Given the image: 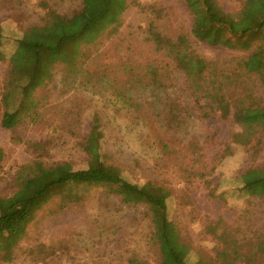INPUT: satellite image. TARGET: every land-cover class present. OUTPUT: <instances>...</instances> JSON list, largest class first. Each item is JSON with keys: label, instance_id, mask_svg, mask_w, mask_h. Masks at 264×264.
I'll return each mask as SVG.
<instances>
[{"label": "rangeland", "instance_id": "rangeland-1", "mask_svg": "<svg viewBox=\"0 0 264 264\" xmlns=\"http://www.w3.org/2000/svg\"><path fill=\"white\" fill-rule=\"evenodd\" d=\"M131 1L113 0L116 10L111 15L121 21L122 32L105 39L101 53L85 67L90 74L101 71V78L103 71L106 72L109 80L96 84L85 81L78 73L70 74L63 65L56 66L51 81L35 92V96L43 100L41 106L23 116L15 131L2 127L0 103L3 156L0 198L15 193L18 171L38 158L48 166L68 163L74 170L85 169L88 157L81 143L90 134L97 116L103 135L101 150L105 164L117 168L132 184L151 182L170 191L168 218L178 227L182 241L191 248L189 264L201 260L224 264L219 257L223 242L217 239L224 229L231 233L230 238L238 240L236 254L230 257L233 264H264V253L256 249L258 242L264 241L258 237L264 232V202L249 195L242 181L248 170L264 167V118L246 117L242 124L235 120L238 108L261 110L254 113L256 115L264 112V88L256 77L244 76L242 84L225 91L229 102L220 111H208V116L204 117L184 89V75L175 73L173 95L192 111L187 123L172 136V131L162 121L164 93L132 89L125 92L127 99H123L116 97L112 89H120L117 81L122 78L124 66H132L137 72H140L138 66L142 69L149 64L167 69L170 66L169 60L152 52L149 44L131 36V27L141 25V16ZM137 1L156 2L165 7L171 28L188 34L198 54L223 70L240 72L242 62L254 50L264 48V28L258 36L249 34L240 40L234 35L241 33L239 28L234 32L222 29L224 32L221 31L219 39L230 38L234 46L212 45L194 37V20L184 0ZM217 1L222 12L237 23L244 0ZM49 2L58 19H66L64 25L86 6L84 0ZM47 13L41 0H24L22 5L0 9L6 56V60L0 62V89L13 55L24 49L30 52L19 46V41L33 43L34 39L44 38L46 43L56 44L64 34L61 24L45 28ZM107 24L104 21L99 31L105 30ZM47 38H50L48 42ZM131 42L134 52L128 49ZM248 43V48H244ZM243 130L253 135L250 143L233 145V136ZM192 140L199 142L195 160L191 155ZM172 142L184 156L181 160L166 156L163 143L170 146ZM31 144L42 147L32 149ZM197 174L205 177L201 179ZM73 193L78 199L73 202L65 200L66 193L53 195L37 211L25 237L14 249L12 260L5 262L0 256V264L161 263L159 249L152 241L153 228L147 205L125 203L111 188L103 186H79ZM209 227L218 228L210 233Z\"/></svg>", "mask_w": 264, "mask_h": 264}, {"label": "trees", "instance_id": "trees-1", "mask_svg": "<svg viewBox=\"0 0 264 264\" xmlns=\"http://www.w3.org/2000/svg\"><path fill=\"white\" fill-rule=\"evenodd\" d=\"M49 1L41 0L48 9L45 28L61 24L64 34L59 37L56 44L46 43L44 38L37 41L34 39L33 43L18 42L19 46L29 49L30 52L24 49L23 52L19 50L13 55L12 65L0 89L3 110L1 125L9 131H15L21 124L23 116L34 113L41 106L43 100L35 96V92L51 81L52 70L56 66L63 65L70 74L78 73L80 77L86 79L85 81H95L96 84L102 83L103 79L109 80L106 72L103 71L101 78V71L90 74L85 67L101 53L105 39L116 37V34L122 32L121 21L115 20L112 16L116 10L113 0H84L85 9L76 14L67 25H64L66 19H58L57 12L49 7ZM184 1L194 20V37L209 44L233 47L230 38L219 39L221 31L230 29L234 32L239 28L241 33L234 35L240 40L249 34L252 37L258 36L264 28V0H244V7L237 23L222 12L217 0ZM23 3L24 0H0V9L12 8ZM131 5L137 8L141 16V25L131 27V36L143 44H149L152 52L169 60L170 66L168 69L151 64L143 69L138 66L140 72L132 66H124L122 78L117 81L121 85L120 89L111 87L114 89V95L122 96L123 99H127L125 92L132 89L164 93L165 109L162 121L165 127L172 131V136L187 123L192 111L173 95L175 73L184 75V89L204 117L208 116V111H220L221 107L229 102L225 91L242 84L244 76L256 77L264 88V48L254 50L240 65V72L239 70L229 72L199 55L193 48V41L188 34L172 29L169 14L161 4L156 2L142 4L132 0ZM52 18L56 20L49 23V19ZM104 21L108 22V28L99 31ZM3 39V31L0 28V62L6 60ZM133 45V42L128 44V49L132 52ZM248 45L249 43L244 48L247 49ZM204 101L208 103L204 105ZM258 112L261 110L238 108L235 120L242 124L246 117L263 119L264 112L262 111L261 115L254 114ZM102 137L99 118L95 116L90 134L81 143V148L88 157L85 169L74 170L68 163L48 166L39 158L21 167L15 180L17 185L15 193L0 198V256L5 262L12 260L14 249L25 237L37 211L53 195L66 193L65 200L73 202L78 200L77 195L73 193L75 188L103 186L111 188L125 203L144 204L149 207L153 228L152 241L161 254L160 264H189L191 248L182 241L178 227L168 218L167 200L171 195L170 191L151 182L143 185L132 184L117 168L107 166L101 150ZM252 137V134L243 130L233 136L231 143L246 146ZM191 144L190 148L193 149L191 155L194 159L199 151V142L192 140ZM39 147L42 146L31 144L32 149ZM163 147L166 156L172 160L178 161L184 157L180 155V150L174 146V142L170 146L163 143ZM2 159L0 150V163ZM197 177L203 179L205 175L197 174ZM242 181L244 190L249 195L257 196L264 202V167L248 170L242 176ZM217 226L222 230L220 223ZM217 228L209 227V232L214 233ZM230 237L231 233L226 229L217 237L223 242L219 257L223 258L224 264H233L234 261L230 257L236 254L238 240ZM258 237L262 240L264 232ZM256 249L264 253V241L258 242ZM196 264L210 263L201 260Z\"/></svg>", "mask_w": 264, "mask_h": 264}]
</instances>
